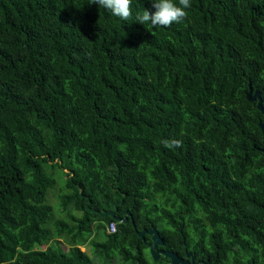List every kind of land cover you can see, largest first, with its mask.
Wrapping results in <instances>:
<instances>
[{"label":"trees","instance_id":"1","mask_svg":"<svg viewBox=\"0 0 264 264\" xmlns=\"http://www.w3.org/2000/svg\"><path fill=\"white\" fill-rule=\"evenodd\" d=\"M190 4L0 0V264H264V0Z\"/></svg>","mask_w":264,"mask_h":264},{"label":"clouds","instance_id":"2","mask_svg":"<svg viewBox=\"0 0 264 264\" xmlns=\"http://www.w3.org/2000/svg\"><path fill=\"white\" fill-rule=\"evenodd\" d=\"M151 3L156 11L150 13L145 10L143 14L136 16V21L142 25L150 24L152 27H169L173 23H180L187 16L185 9L191 7L190 0H178L179 6L173 0H151ZM89 4H97L121 20L126 21L132 15L131 0H89ZM175 143L179 146V142Z\"/></svg>","mask_w":264,"mask_h":264},{"label":"water","instance_id":"3","mask_svg":"<svg viewBox=\"0 0 264 264\" xmlns=\"http://www.w3.org/2000/svg\"><path fill=\"white\" fill-rule=\"evenodd\" d=\"M264 15V13H263ZM246 98L247 100L253 101L255 100V106L259 110V112L262 114V119L260 122H258V126L261 129H264V106L261 105V99L259 96V93L257 91L251 92L250 87H248V91L246 92ZM264 152V149H262ZM100 215H110L113 217L114 220L124 222L126 221V215L127 212H124L122 217H116L113 216V211H106L101 210L98 212ZM132 223V222H131ZM133 226V224H132ZM134 228V226H133ZM134 232L136 235L143 240V235L148 234L150 235V242H144L147 245L149 254L154 258L157 259L159 256L164 257L168 260L169 264H196V261H193V253L189 251L184 252L185 258L179 257L175 252L170 250L161 249L159 246L162 244V240L160 236L158 235L157 230L155 227L151 226L148 229H142L140 231H137L134 228ZM158 246V248H157ZM188 258V259H187Z\"/></svg>","mask_w":264,"mask_h":264},{"label":"rangeland","instance_id":"4","mask_svg":"<svg viewBox=\"0 0 264 264\" xmlns=\"http://www.w3.org/2000/svg\"><path fill=\"white\" fill-rule=\"evenodd\" d=\"M56 173H58L54 178H55V180H56V185L55 186H59L61 183H62V180H61V178L62 177H60L59 176V171L58 170H56ZM51 190V189H50ZM48 193V192H47ZM52 196V195H51ZM51 200V201H50ZM46 202L48 203H51V205H52V208H53V210H54V212H56V208H57V198H56V200L55 199H53L52 197H50V199L48 198V195L46 196ZM61 247L63 248V249H65V246L64 245H61ZM144 255L146 256V260H147V262H148V264H169V262L168 263H166V262H162V261H156L157 259H154L150 254H149V251H148V248H145L144 249ZM162 259H165L164 257H162ZM113 264H122L121 262H119V261H114L113 262Z\"/></svg>","mask_w":264,"mask_h":264},{"label":"built area","instance_id":"5","mask_svg":"<svg viewBox=\"0 0 264 264\" xmlns=\"http://www.w3.org/2000/svg\"><path fill=\"white\" fill-rule=\"evenodd\" d=\"M106 230H107V232H114V230H115L114 221H110L109 223H107Z\"/></svg>","mask_w":264,"mask_h":264},{"label":"flooded vegetation","instance_id":"6","mask_svg":"<svg viewBox=\"0 0 264 264\" xmlns=\"http://www.w3.org/2000/svg\"><path fill=\"white\" fill-rule=\"evenodd\" d=\"M148 235V234H147ZM142 240V239H141ZM143 241V243L144 242H150V235H149V241H144V240H142ZM145 244V243H144ZM146 245V244H145ZM146 248H147V245H146ZM157 248H158V246H157ZM185 251H189V250H187L186 248H185V245H184V252ZM189 252H191V251H189ZM176 253V252H175ZM177 254V253H176ZM178 255V254H177ZM179 256V255H178ZM179 257H181V258H185V256L183 255V256H179ZM188 259V258H187ZM193 261H196V264H197V261H198V259L197 260H194V255H193Z\"/></svg>","mask_w":264,"mask_h":264}]
</instances>
